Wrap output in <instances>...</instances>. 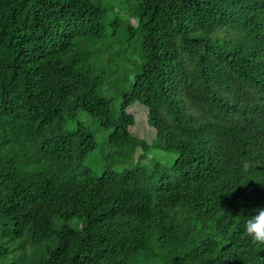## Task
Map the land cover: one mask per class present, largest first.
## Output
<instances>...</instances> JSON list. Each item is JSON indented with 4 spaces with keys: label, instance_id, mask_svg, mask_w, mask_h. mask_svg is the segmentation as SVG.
<instances>
[{
    "label": "trees",
    "instance_id": "obj_1",
    "mask_svg": "<svg viewBox=\"0 0 264 264\" xmlns=\"http://www.w3.org/2000/svg\"><path fill=\"white\" fill-rule=\"evenodd\" d=\"M107 14L0 0V264H264V0H138L132 77Z\"/></svg>",
    "mask_w": 264,
    "mask_h": 264
},
{
    "label": "rangeland",
    "instance_id": "obj_2",
    "mask_svg": "<svg viewBox=\"0 0 264 264\" xmlns=\"http://www.w3.org/2000/svg\"><path fill=\"white\" fill-rule=\"evenodd\" d=\"M95 4L100 5L108 14L106 17V25L110 22H116V26L108 25L106 28L107 35L110 37V41L113 43V49L115 52V63L121 64L122 70H127L131 74V77L136 74V69L140 64L139 59V43L140 34L137 31V5L138 0H117L113 4L108 0H92ZM105 57H108L106 55ZM112 64L111 66H115ZM118 91H112L108 95H105L111 102L115 110L119 109L121 96ZM128 112L134 118V126L131 129L132 135L136 138L144 139L147 142H151L155 139V132L147 124L146 114L147 111L141 104H133L129 107ZM85 128H87L95 137L97 150L91 153L89 160L101 155V149L106 148L105 139L108 137V132L99 130L96 127L94 120L88 117H80L79 120ZM75 126V125H74ZM161 163H165L169 160V164L172 163L175 158V153H165L160 150L154 149L150 153ZM152 156H149L152 160ZM96 165L99 166L98 159ZM152 162V161H150ZM95 161H93V164Z\"/></svg>",
    "mask_w": 264,
    "mask_h": 264
},
{
    "label": "clouds",
    "instance_id": "obj_3",
    "mask_svg": "<svg viewBox=\"0 0 264 264\" xmlns=\"http://www.w3.org/2000/svg\"><path fill=\"white\" fill-rule=\"evenodd\" d=\"M244 230L254 242L264 244V207L255 208L249 212Z\"/></svg>",
    "mask_w": 264,
    "mask_h": 264
}]
</instances>
